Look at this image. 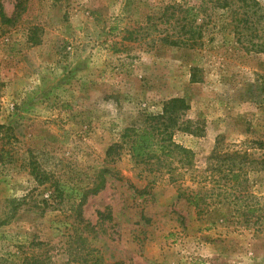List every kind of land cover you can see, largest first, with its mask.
<instances>
[{
  "label": "rangeland",
  "instance_id": "374dc122",
  "mask_svg": "<svg viewBox=\"0 0 264 264\" xmlns=\"http://www.w3.org/2000/svg\"><path fill=\"white\" fill-rule=\"evenodd\" d=\"M175 1L0 0L13 19L24 7L12 23L0 18V124L10 128L0 134V264H264L258 226L228 221L222 206L199 218L178 197L177 185L196 187L190 171L173 183L127 148L106 159L125 128L172 97L204 127L174 135L195 153L196 174L218 137L222 150L264 157L252 143L264 142V53L228 33L200 49L164 44L173 21L157 17ZM31 159L57 181L56 204L46 206L59 191L36 181ZM248 177L264 197V170Z\"/></svg>",
  "mask_w": 264,
  "mask_h": 264
},
{
  "label": "trees",
  "instance_id": "16d2710c",
  "mask_svg": "<svg viewBox=\"0 0 264 264\" xmlns=\"http://www.w3.org/2000/svg\"><path fill=\"white\" fill-rule=\"evenodd\" d=\"M22 9L23 4L19 3L17 16L13 19L1 7L2 23L9 24L18 19L19 10ZM157 19L173 21V33H167L160 39L166 45L187 49H200L207 43L216 46L226 42L228 33L247 53H264V5L259 0H180L166 6ZM196 70L197 67L191 69V82L201 81ZM261 90L264 92V79ZM190 108L184 97L166 100L162 111L147 115L141 126L125 128L121 142L108 148L106 159L114 161L127 148L148 172L167 174L173 183H178L190 171L191 181L196 187L177 185L178 197L193 206L199 218L209 215L212 208L222 206L228 210V221L245 228L258 226L257 230L264 231V197L251 191L248 177L252 169L259 167L264 170V157L254 158L247 150H222V139L218 137L208 157L207 167L196 174L195 153L174 139L177 131L197 136L204 134V127L199 126L198 122L184 118ZM9 129L0 124V134ZM252 143L264 150L263 141ZM5 155V149L1 148L0 158L4 159ZM29 169L40 185L51 183L59 191L52 203L45 200L46 206L56 204L63 193L57 181H53L52 175L42 169L35 159L30 160ZM108 171L109 168L101 170V181L93 192L105 184V173ZM52 195L54 198V193ZM83 202L80 201L78 209Z\"/></svg>",
  "mask_w": 264,
  "mask_h": 264
}]
</instances>
